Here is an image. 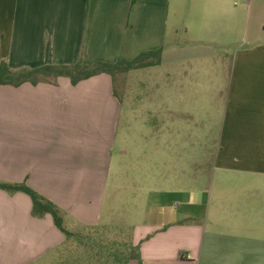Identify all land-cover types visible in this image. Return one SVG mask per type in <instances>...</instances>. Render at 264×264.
<instances>
[{
  "label": "crops",
  "instance_id": "obj_1",
  "mask_svg": "<svg viewBox=\"0 0 264 264\" xmlns=\"http://www.w3.org/2000/svg\"><path fill=\"white\" fill-rule=\"evenodd\" d=\"M171 4L201 29L196 38L187 27L184 38L207 47L177 37L170 47ZM157 50L161 63L145 70L163 79L146 87L144 115L132 111L126 124L106 74L0 87V184L24 185L55 205L66 231L37 213L29 194L0 188V264H64L70 237L122 226L141 257L129 264H264V196L241 233L228 223L231 199L211 205L170 176L171 132L200 122L183 103L186 64L210 58L224 78L213 168L263 182L264 0H0V64L13 71L115 64Z\"/></svg>",
  "mask_w": 264,
  "mask_h": 264
},
{
  "label": "rangeland",
  "instance_id": "obj_2",
  "mask_svg": "<svg viewBox=\"0 0 264 264\" xmlns=\"http://www.w3.org/2000/svg\"><path fill=\"white\" fill-rule=\"evenodd\" d=\"M236 2L239 4L238 1ZM172 6L173 4L169 8V28L167 31V35H169L167 42L171 44L170 47H175L172 43L176 37L180 41L185 39L186 43L188 40L194 41L197 47H207L200 43L199 39L195 40L187 36L184 38L187 27H189L191 36L196 38H201V29L191 26V21H196V19H193L190 11L183 9L175 12ZM240 31V35L243 36L244 30L241 29ZM233 42L228 41L224 45L235 47L236 44ZM208 48L210 47L208 46ZM214 65L210 58L186 64L191 71L190 79H187L191 85L189 90L192 89L196 92L191 93L190 98V91L187 88V96L185 93L186 99L183 103L187 113L196 112V116H200V122L195 123L187 119V123L181 124L183 129L180 132H171L170 176L171 180L178 182L181 188L196 192L201 190L200 196L203 199L208 196L211 197V205L214 199L221 196L231 199L232 203L228 204L227 209V213L231 217V221L228 223H235L233 227L242 233L244 222L256 206L252 202H255L256 198L264 196V179L257 188L253 182L259 179L239 172L213 168L215 156L220 146L223 115L221 111L222 95L217 94L216 89L224 82V78L220 74H216ZM153 71L155 72L139 69L127 73L118 72L109 76L123 102L122 123L125 122L126 124L124 117L129 118L132 111L144 115L146 87L150 83H160L163 79L161 71ZM178 80L179 78L175 76V81ZM181 98L182 95L179 94L178 100ZM136 101L138 104L135 103ZM131 102L134 103L133 106ZM128 134L130 137L133 133L129 132ZM194 181L200 182V184L198 185ZM125 213L127 211L121 213L123 218L126 217ZM249 221L256 224V218H250ZM262 221L264 224V220ZM119 228L116 230L114 227L108 230L84 229L85 231L83 230L80 238L83 240H77L76 236L70 237L68 239V251L64 252L63 255L64 257L71 255V257L68 256L64 264H115L113 263L115 254L126 255L128 253L126 247L128 245L126 244L130 238V236L125 235L124 231L126 230L123 229V226Z\"/></svg>",
  "mask_w": 264,
  "mask_h": 264
},
{
  "label": "trees",
  "instance_id": "obj_3",
  "mask_svg": "<svg viewBox=\"0 0 264 264\" xmlns=\"http://www.w3.org/2000/svg\"><path fill=\"white\" fill-rule=\"evenodd\" d=\"M162 50L150 51L141 53L132 61H119L115 64L97 63L93 66H86L78 63L69 67H43L36 70H21L13 71L6 62L0 64V87L13 86L18 87L25 83L38 84L41 82H48L50 79H58L60 77H67L73 84L90 79L102 74L114 75V73L130 72L133 70L145 69L158 66L161 63ZM0 188L10 192H24L31 196L34 202V209L40 214H51L55 220L56 225L63 232V219L61 212L55 205L39 197L32 190L24 185L7 186L0 184ZM126 255H114L113 263L115 264H129L133 260L141 261L139 248L129 249Z\"/></svg>",
  "mask_w": 264,
  "mask_h": 264
}]
</instances>
